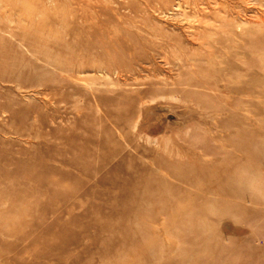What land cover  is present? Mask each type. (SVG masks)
I'll return each mask as SVG.
<instances>
[{"label": "rangeland", "instance_id": "1", "mask_svg": "<svg viewBox=\"0 0 264 264\" xmlns=\"http://www.w3.org/2000/svg\"><path fill=\"white\" fill-rule=\"evenodd\" d=\"M0 264H264V0H0Z\"/></svg>", "mask_w": 264, "mask_h": 264}, {"label": "bare ground", "instance_id": "2", "mask_svg": "<svg viewBox=\"0 0 264 264\" xmlns=\"http://www.w3.org/2000/svg\"><path fill=\"white\" fill-rule=\"evenodd\" d=\"M216 6V5H215Z\"/></svg>", "mask_w": 264, "mask_h": 264}]
</instances>
